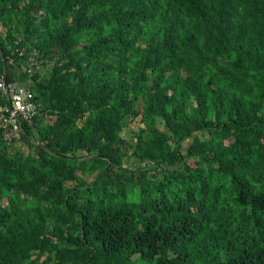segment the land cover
Returning <instances> with one entry per match:
<instances>
[{
	"label": "trees",
	"instance_id": "obj_1",
	"mask_svg": "<svg viewBox=\"0 0 264 264\" xmlns=\"http://www.w3.org/2000/svg\"><path fill=\"white\" fill-rule=\"evenodd\" d=\"M0 75V264H264V0H0Z\"/></svg>",
	"mask_w": 264,
	"mask_h": 264
},
{
	"label": "built area",
	"instance_id": "obj_2",
	"mask_svg": "<svg viewBox=\"0 0 264 264\" xmlns=\"http://www.w3.org/2000/svg\"><path fill=\"white\" fill-rule=\"evenodd\" d=\"M54 60L38 59L31 55L20 67L29 79L52 68ZM0 95L6 101L0 106V133L7 143L19 142L24 136L25 125L30 124L40 112V105L35 101L32 91L16 82H7L5 75H0Z\"/></svg>",
	"mask_w": 264,
	"mask_h": 264
},
{
	"label": "rangeland",
	"instance_id": "obj_3",
	"mask_svg": "<svg viewBox=\"0 0 264 264\" xmlns=\"http://www.w3.org/2000/svg\"><path fill=\"white\" fill-rule=\"evenodd\" d=\"M47 72L46 69H43V71L41 72L42 74H45ZM136 123H129V125H127L126 127H124L123 131H122V136L127 140V142H131L133 139V131L136 130ZM23 152L27 153V148L26 147H22Z\"/></svg>",
	"mask_w": 264,
	"mask_h": 264
}]
</instances>
